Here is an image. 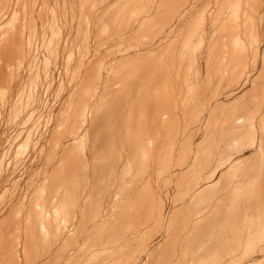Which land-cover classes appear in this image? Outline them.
Listing matches in <instances>:
<instances>
[{"label":"rangeland","instance_id":"obj_1","mask_svg":"<svg viewBox=\"0 0 264 264\" xmlns=\"http://www.w3.org/2000/svg\"><path fill=\"white\" fill-rule=\"evenodd\" d=\"M86 1L87 0H79V1L78 0H0V264H47V262L49 264H78L77 263L78 261L77 252L80 246H81L80 250L83 249L82 251H84V255L87 253L89 254L88 249L96 247L95 242H97L98 238H99V241L97 242V247H99V250H98L99 254H97L98 253L97 251L96 253L97 256L102 255L100 254L102 250H103L102 253L105 254L107 252L105 248L106 249L110 248V250L112 249L111 251L114 250L113 252L119 249L117 252L121 253V257H122L121 260H123L125 264H139L137 263L139 261L137 260L138 254L139 255L141 254L139 250H141L142 246L147 243H149L150 248L146 252L143 251L144 252L143 262H145V264H149V263L155 264V262L156 264L174 263L173 260L175 259L171 257H173L172 255H173L174 247L176 246L175 241L177 240H178L177 242L179 245L177 244L175 248L179 246L181 250H183V252L180 250L181 253L179 252V256H180L179 258H181L182 260L184 259L185 261V258H186L185 251L186 250L189 251V254L187 255V258L189 257V261H187L188 260L187 258H186L187 263L183 261V263H186V264H189L188 262L190 263L193 262L192 264H208L210 262L209 264H212L215 259L218 260L221 257L222 258L229 257L230 259L228 260L234 261L235 258L241 257L244 253H248L252 251H255L254 257H257V261L253 264H264V240H263L264 236L261 235L262 234L261 230H263V234H264V226H263L264 210H262V208H257L258 205L256 203H254L253 208L250 210L248 208H244L243 204H242V207H243L242 208L241 202H239V200L242 199V197L239 196L240 193L238 190H236V188L239 189V184L243 185L242 188H244L248 183L249 185H251L255 178H259L258 185H260L259 187L261 189H264V53H263V50H264V34H263L264 33V0H243V1L241 0L240 3H241L242 8L237 13H235L236 12L235 8L239 0H199V1L198 0H183V1L182 0H175V1L174 0H150V8L151 7L155 8L158 5H160L162 9V7L164 6V3L166 4L167 8L169 7V10L166 9V11L164 12L161 10L158 11L156 9L155 11V9H152L154 10V12L152 13V10H151L150 14L147 16L148 18L150 17V19L146 17L149 11L147 10L143 12L142 17H145V20L143 19L144 23L146 21L150 22V20H152L153 18H157L160 21L161 20L163 21V19H166V22H167L166 23L167 28L165 26L166 31H164L163 29L162 30L160 29L159 32L151 36L139 35L138 33H135L136 35L133 36L134 33L133 32L131 33V31L134 30L133 25L137 27V28L134 27L135 32H137V30L140 28V25L135 23L134 21L135 18L131 19L132 24H130L131 22L127 24L126 21L122 19L121 28H120V31L118 32L119 34L114 32V28L116 27L115 25L120 20L119 13L117 15L116 11L115 12L113 11L110 13V15H107L106 18H105V14L107 12L109 13V10H111L110 6L114 7V5H117V3L119 2L118 0H110V1L105 0V2L104 0H100V2L98 0H95L96 4L98 3H101V4L96 5L94 1L93 6H96L94 8L98 9L99 5H103V4L104 5L102 7L100 6L101 7L100 9H102L101 13L98 9L96 13H93L91 15L90 14L88 15V13H91V10H89V8L87 9ZM101 1L103 2V4ZM107 1L109 2V4ZM123 1L124 0H122L121 2L122 3L121 7L122 6L125 7L124 6L125 1L124 2ZM154 1L155 2L160 1V2L154 3ZM169 1L171 3H169ZM201 2L202 4H200ZM260 2H262L261 5L263 4L261 7H259ZM173 4H175V7L177 8V12L171 11L172 10L171 7L174 6ZM73 9L75 10V12ZM258 9L260 11H258ZM194 12L195 13L197 12V13L195 14ZM255 12L258 13V15H256ZM193 13H194V16L192 15ZM253 13H254V17H253ZM96 14H98L97 17H96ZM235 15L237 16V18ZM90 16L91 17L95 16V17L90 19L91 18ZM185 16H187V18ZM250 16L253 17V19H251ZM261 16H262V20H261ZM115 17H117L118 19ZM191 17L193 18L191 19ZM183 18H185L186 20L184 21ZM93 19L95 20L94 25H92L93 22L91 23V20L93 21ZM101 19L103 23H106L107 21L106 27H105V24L104 26H102L103 24L100 22ZM174 19H176V21H174ZM111 20L112 21L114 20L113 22L114 24L112 23V26H111V22H112ZM116 20L117 22H115ZM181 20L185 22V23L183 22L185 25L181 24ZM187 21L188 22L190 21V22L188 23ZM109 22H110V25H109ZM171 22H174L176 26H174V24H172ZM60 23H62V25ZM168 23L170 25L172 24L171 27ZM254 23L256 27L254 26ZM178 25L180 26L178 27ZM253 26H254V29H253ZM29 27H30V30H29ZM81 28L84 31H81L80 30ZM103 28L104 29L108 28V34H106V37H104V39H101L100 41H98L97 35L103 30ZM111 28H112V31H111ZM169 28L170 30L167 32ZM235 28H236V31H235ZM127 29H128V32L130 31V33H127ZM193 29L194 30L196 29L195 32ZM97 30L99 32H97ZM78 31H79V35H78ZM121 33L122 35H120ZM126 34H128L127 35L128 38H126ZM165 34L167 36H164ZM158 35L161 38H159ZM250 35L251 37L249 38ZM244 36L247 37L248 44L245 47H242V45L239 43V40H241ZM82 38L85 39L84 43H83ZM157 38L160 40L158 41ZM177 38L181 39L182 41ZM185 38L187 39L190 38V39L187 41V39ZM86 39H88V42L86 41ZM252 39H253V42H252ZM94 40L95 42H93ZM119 40L120 41L124 40V42L122 43ZM251 42L254 43V45ZM176 43H178V45ZM237 44L240 46H237ZM139 45L141 46L139 47ZM201 46L203 47L201 48ZM247 46L248 48H246ZM253 46L258 47V50H260L259 55L258 53H256V50ZM135 47L137 49H135ZM99 48H101V51ZM249 48H250V51H249ZM138 49L142 51H138ZM251 49H254V52ZM133 51L134 52L136 51L135 52L136 55L132 54L134 53ZM172 51L174 52L170 53ZM191 51L192 53L194 52L192 55H190ZM139 53H142V54L139 55ZM196 53H197V57H196ZM165 54H167V56H165ZM95 55H97V57L99 56L98 58L97 57L95 58V60L97 59L96 61L93 58ZM182 55H183V59H181ZM104 56H107V60H109L108 66L110 68L108 69V71L110 70L109 72L110 73L112 72L111 73L112 78L113 76L114 77L117 76L114 72V68L115 70L117 69L123 70V68H127L129 70L130 68L131 69L133 68L132 66H135V67L144 66V71H143L142 79L140 83L137 84L136 86L137 88L136 87H134V89L132 87L129 88L131 92L129 91V89L127 92H118L119 89L118 87H116V85L119 84L117 83L118 76L112 79L110 92H104L112 100V105L110 106V109L107 108V112L106 110L104 111L102 110V111L104 113H108V114L110 113L109 116H111V119L109 122V125H110L109 130H111V132L114 133L116 137L112 136L113 137L112 140L114 141H111L112 147L109 146L110 150L107 149V152H105L106 150L104 152L102 150L103 153H101L100 150H99L100 153L96 152L98 153L99 156L102 157V160H100L101 158L100 159L97 158V154L95 155V157H93L94 155H92L91 151L89 150L91 146H89L90 148L88 146L86 147L85 149L86 152L85 151L83 152L84 157L82 156V159H81V161L82 160L86 161L87 162L86 164H88V166H91L92 161L95 162L96 161L95 159H97V161L94 163V169H96L94 172L95 173L97 172L95 174L96 176L94 175V172L91 173V171L93 170H91L88 174H86V176L88 175L87 176L88 178H89V175L91 174L90 179L92 178L91 180L93 182L94 180L96 181L97 178L99 177H100V180H108L111 177V180L110 179L109 180L111 181L112 184L115 183L114 189L112 191L114 190L118 191V189L121 187L122 189H119V190H123L125 188L128 189V190L125 189L126 193L122 196L121 201H119L121 203L118 202L119 206L123 204L122 207L121 206L120 207L111 206L113 210L116 208L115 211L119 209V212L122 213V215L120 218L118 217L119 219L118 218H115L116 220L114 219L117 222V224L113 219H109L107 224H105L106 221L103 220L101 223H99L100 225H98V229L97 228H96L97 230L94 229L93 233H91L92 235H88L89 237L85 235V236H81L80 238L78 237V197H77L78 195L76 196L75 194L76 202L74 205L72 204V201L69 202L70 195L68 192L69 186L67 185V181H69L68 178H70V172L73 171L72 165H74V160H73L75 159L74 154L78 158V154H76L78 151L77 150L78 142L82 141L81 138L85 134L84 130L88 131L91 129L90 127L91 119L88 120V118L93 116L94 114L93 110L95 106H93L94 104L93 102V104H91V106L88 107L87 111L89 110L90 112H86V114L88 113V115L84 116L85 119L84 118L83 119L85 121H83V123L81 122L80 124L81 126L79 125L78 127V113H77L78 112L77 110L78 108V104H77L78 102V83L77 81L78 80L75 81V79L78 77L77 76L78 71L77 73L75 71L79 68V65L81 64V62L84 61V57H87L85 59L86 63L90 64L93 61V63L97 64V63H100L103 58L106 59V57ZM118 57L121 59H119ZM129 57L130 59H128ZM91 59L92 61H90ZM144 60H145V63H144ZM192 60H196V61H192ZM128 61L130 62L132 61V62L130 63ZM182 62H183V65H182ZM110 63L112 64V68H111ZM117 64H119V67H116L118 66ZM127 65H129V67ZM190 67H192V69ZM106 72H107V69H106ZM74 74L77 76L76 78L72 77V76H75ZM148 74L151 77L148 76ZM143 75L144 76L147 75V77L145 76L144 78ZM194 75L196 76V78ZM154 78L156 79L154 80ZM144 79H145V83H144ZM143 83L145 84L144 86H143ZM147 84H149L150 86H147ZM120 85L121 83L118 86ZM166 85H168V87ZM138 86L139 87L142 86L140 90ZM144 87H145L146 92L144 90ZM165 88H167L168 90ZM183 88L185 90H183ZM154 89L155 90L157 89V90L154 91ZM150 90L152 91L150 92ZM99 93H102V92H99ZM99 93L96 92V94L95 93L94 94L100 96L101 94L99 95ZM109 93L111 97L109 96ZM95 97L97 99V96ZM112 97L113 99L114 98L115 99L113 100ZM116 100L117 102L118 101L119 102L117 103ZM63 101H64V104H63ZM139 101H140V104L138 103ZM70 103H71V106H70ZM133 104L136 106H134ZM95 112H101V111L96 110ZM139 112H141V114ZM127 113L129 114V117ZM62 114L64 115V117ZM89 114H90V117H89ZM73 117L74 119H76L75 120L76 122L75 121L71 122L72 120H74ZM132 117H133V121H132ZM104 120H107V118L105 119L104 117L103 121ZM92 121L94 123L96 122L95 119H93ZM117 123L119 127H117L118 126ZM126 125L127 127L129 125L130 129L128 127V130H126L127 129ZM65 129H66V133L64 132ZM79 130H80L81 135H80V140L78 141V131ZM129 131H134V132L132 133ZM117 133L119 135H117ZM135 133L136 134L138 133L137 137H139L138 138L139 140L138 139L135 140V138H137L134 135ZM130 134L131 135L133 134L132 139H130L131 138ZM139 135L143 139H140ZM147 136L149 137V139ZM123 139H125V141ZM131 140L132 142H134V140L135 142L137 140L141 142L142 140V143L141 144L140 143L138 144V142L131 143ZM123 141L125 143L130 142L129 143L130 145L134 144L136 146L135 147L133 145L132 147L130 146L131 149L128 147L124 148L125 143L123 144L121 143ZM114 142H117V145H119V147H117L116 143ZM174 142L176 144H174ZM96 143L98 144L99 142H93V144H96ZM89 144L92 145V142ZM176 147L177 149L175 150ZM119 148H121V150ZM160 148L162 149V151ZM126 149L132 150V152L129 150L126 151ZM114 150H117L116 153ZM124 150L126 151L127 154L124 152ZM242 150L244 151L243 154H241ZM73 152L75 153L71 155L70 153H73ZM111 152L112 154H115V155L117 154V155L113 156ZM140 152L142 154L141 157H139ZM62 153L64 154V156ZM130 153L132 154L129 155ZM66 154L67 156H65ZM111 155L113 157H111ZM128 155L130 158H128ZM118 156H120L121 161L119 160ZM105 157L107 158L105 159ZM143 157L145 159V162H144ZM228 157L229 159H232V163L234 165H232V163L230 164L231 160L229 161ZM77 158L75 160L76 162L78 161ZM123 158L124 160H122ZM125 158H126V161H125ZM131 158H134L133 159L134 163L132 160H130ZM108 160L112 162L111 165L110 166L104 165L103 163L104 162L106 163ZM239 160L240 162L236 164L235 162L236 161L238 162ZM65 162H66V165H65ZM97 163L98 165L99 163L103 164L102 170H100L101 165L98 166ZM131 163L132 165L134 164L133 165L134 167H137V166L138 167L134 168L133 166H131ZM60 164L62 167L60 166ZM75 165H74V169L76 171H74V173L71 172L72 173L71 177L72 178L77 177L78 179V175H77L78 174V162ZM128 165H130L132 169ZM142 165L143 167H141ZM235 165L236 167H234ZM58 166L62 168L63 171H61V169ZM71 166L72 168H70ZM112 166L113 168L116 167L118 170L124 168L125 173H128V174L123 175L124 173L122 174V170L118 171L116 170V168L112 169ZM127 166L130 168L131 172L132 170L134 171L132 173H130V171L126 172V169L129 170ZM108 169L110 172L113 171L112 172L113 174L112 173L110 174ZM104 170H105V174H109V175H105ZM224 170H225V173H224ZM101 171H103V173ZM114 171L116 174L120 172L118 174V177L120 178L119 181L121 183L120 187L116 183L118 182L119 184V181H117L118 178L116 177ZM226 171L228 175L226 174ZM252 172H255L256 175H254V173L252 174ZM100 173H102V177L100 176ZM131 174L133 175V177ZM134 174L136 176H134ZM81 175L85 176V174H82V173ZM206 175L211 177V178L207 177L208 178L207 180H209L210 182H208V184L207 183L205 184V189L202 190L203 192L196 193V194L194 193L192 197L193 192H189L188 188L192 189V187H195L198 184L205 182ZM192 176L194 177L193 181H192ZM202 176L203 178L205 177V179H203ZM228 176H230L231 179ZM58 177L60 179H57ZM200 177L202 181H199ZM167 178L169 179L168 181H167ZM112 179H115V180L112 181ZM227 179L230 182H228ZM238 179H239V183H238ZM198 181L200 183H198ZM47 182L49 186L52 183L51 184L52 187L50 186L49 188V186L47 185ZM181 182L183 185L181 184ZM231 182H232V185H231ZM122 183L124 184L122 185ZM193 183L195 184V186H193ZM179 185L181 188V192H180ZM187 185H189V187H187ZM77 186H78V183H77ZM211 186L213 189H211ZM207 187L211 189V191L207 189ZM225 187H229V191L227 188H226L227 190L226 191ZM97 188L99 192L101 189V186L97 185ZM57 189L59 192H57ZM77 192L78 191H76V193ZM47 193L50 195H48ZM51 193H52V197H51ZM113 193H114V196L116 197H119L122 195V193L120 192L119 193L117 192V194H115L116 192H113ZM254 193L255 191L253 192V194ZM64 194L66 195L64 196ZM67 194L69 195V198L67 197L68 196ZM199 194L201 195L198 197ZM49 196L51 197L50 199H49ZM203 196L205 197L203 198ZM228 196L232 198V200L230 199L229 204H228L229 202ZM238 196L240 197V199L236 200V198L238 199ZM191 198H194V199H191ZM202 198H203V201H202ZM123 199H124V203H123ZM138 201L139 203H137ZM181 201H182V205H181ZM45 202L46 204H44ZM68 202L70 203L69 207L67 206ZM235 202H237L238 205L240 203L239 205V207H241L240 211L238 210L237 203ZM149 203H150V206H149ZM55 204L57 205L55 206ZM125 204L128 206V211L126 210V212L124 213V215L125 214L127 215V212H128L127 219H126V216L123 215L124 210L122 209L120 211V208H124V207L127 208ZM147 204L149 206V209L147 207ZM205 204H207V206ZM223 204L226 206H224ZM58 205L59 207H57ZM75 205L77 206L75 207ZM198 205H201V206H198ZM64 206L66 210H64L65 209L63 208ZM66 206L68 207V209ZM111 207L107 208L109 212H110ZM131 207L133 210L129 209ZM200 207H202L201 211H200ZM75 208L77 209V211ZM112 208H111V211H112ZM226 208H228L229 210ZM73 209L75 210L73 211ZM176 209L178 211H176ZM211 209L213 213L212 211H210ZM260 209L262 211L260 213L261 216L259 214ZM158 210L160 211L163 210V212L165 213V216L164 214H161V213L159 214ZM186 210L188 211L186 212ZM197 210H199L200 212ZM247 210H249V212ZM255 210H257L258 212H256ZM65 211H66V214H65ZM67 211H71V213ZM196 211L198 214H196ZM239 212H241V216L243 217H238V215H240ZM68 213L70 215L72 214L70 216V219H68L69 218ZM230 213H231V216H230ZM247 213H249V215H247ZM134 214L136 215L135 217H134ZM138 214H140V216ZM235 214H237V217H238L236 218V221L239 219L238 221H241L240 222L241 224L234 220V218L236 217ZM66 215L68 217L67 219L65 217ZM130 216L131 217L133 216L135 219L138 216L137 218L140 224L138 223L137 220L131 219ZM161 216H164L163 217L164 221L161 218ZM180 216H182V218ZM249 216L251 217L250 219H249ZM227 217H232V218L228 219ZM194 218H198V219H195L197 221H195ZM244 218H247V220ZM21 219H22V222H21ZM128 219L131 221V223L136 222L135 224L137 225V229H135L136 225L134 223L131 225L129 221H126L127 222L126 224L125 220H128ZM185 219L188 221L186 222ZM248 219H249V222H248ZM58 220H59V223H58ZM234 221L235 223H233ZM242 222H243V228L245 227L244 230L242 228ZM247 222L248 224L250 223L249 228L247 226L248 225ZM232 223L234 224V227ZM64 224L67 226H65ZM111 224L116 227L118 226L117 229L119 230H122L121 227L123 228L124 225L126 226V229L125 228L123 229V233L122 232L119 233V237L121 234V237L123 238L122 239L119 238L118 243L117 241L116 243L111 241L112 237L118 236V233L116 232H119V230L115 231L116 230L115 227L114 226L112 227ZM103 225L105 226V228H107V230L106 229L104 230L107 231L106 233L107 234L109 233L110 236L105 234V231L100 228V227H103ZM131 226H133L134 228ZM182 226H183V229H182ZM246 226H247V229L248 230L250 229L251 231L249 230L248 232V230L246 229ZM109 227L110 229H108ZM190 227L191 228L193 227L195 231H193V228L191 229ZM99 228H100L101 233H99ZM111 228L115 230H111ZM185 228H186V232H184ZM181 229L184 231H182ZM234 229H237V230L235 231ZM238 229L240 230L238 231ZM61 230L63 232L60 234L59 232H61ZM109 230H111V232H109ZM226 230L228 231L226 232ZM230 230H231L230 232L231 235H229L228 233ZM252 230L254 231L252 232ZM124 231H127V232H124ZM175 231L177 232L178 239H175L177 237L174 238V236H176ZM181 231L184 233V234L182 233L183 235H185L188 232V234H186V237L184 236L186 239L182 235L181 237H179L180 235L179 233H181ZM114 232L116 233V236ZM247 232L249 233V235ZM110 233H113V235H111ZM98 234L103 235V236L100 237ZM256 234H258L256 236L257 243H256V238H255ZM93 235L96 237H94ZM105 235L107 236V238ZM124 235L128 237L126 238V236ZM131 235L133 237L135 236L134 239L133 237L131 239ZM233 235H235V237ZM246 235L250 237L251 239H248ZM188 236H189V240L187 243L186 240L188 239L187 238ZM242 237L246 241V245ZM260 237L263 240V242L261 239H259ZM129 238H130V241H128ZM42 239L44 242H42ZM74 239L76 240L75 241L76 243H74ZM109 239H110V242H107V247L105 245V247L103 248L102 246H104L103 245L104 242L109 241ZM184 239L186 243L184 242ZM77 240L80 246L77 243ZM81 240L84 241L83 245H81L80 243L82 242ZM142 240L144 241L143 244H142ZM85 241L87 242L85 243ZM70 242L73 244L71 245ZM126 242H127V246L124 245L126 244ZM94 243L95 245H93ZM241 243H243L244 246ZM65 244H66V247H64ZM110 244H112V246ZM118 244H119V247L118 248L117 246L115 247V245H118ZM128 244H130V246H128ZM136 244H138L137 247H136ZM249 244H251V246ZM84 246L85 247L87 246V247L85 248ZM246 246L248 248H246V250H243V248L245 249ZM63 247L64 249L66 248V250H64ZM71 247H72V250H71ZM121 247H123V249H121ZM138 247H140V249ZM183 247L185 250L183 249ZM251 247L253 248V250L251 249ZM254 248L256 250H254ZM230 249H231V253H230ZM221 252H223V254H226V255L221 254ZM72 253H74L73 254L74 256L72 255ZM216 253H217L218 258L217 257L215 258ZM123 254L128 255V256H123ZM191 254L194 257L193 256L191 257ZM208 254L211 256L208 257L209 256ZM48 257L50 261H48ZM190 257H191V260L193 261L190 260ZM132 258H133V261L136 263L132 262ZM72 260L73 261L75 260V261L73 262ZM113 262L117 263V261H113ZM175 264H176V261H175Z\"/></svg>","mask_w":264,"mask_h":264},{"label":"bare ground","instance_id":"obj_2","mask_svg":"<svg viewBox=\"0 0 264 264\" xmlns=\"http://www.w3.org/2000/svg\"><path fill=\"white\" fill-rule=\"evenodd\" d=\"M79 1V0H78ZM94 1L95 0H87L86 1V3H87V9L89 8V10H91V13H88V15L90 14H93V13H96V11L99 9V11H100V13H101V11H102V9H100L104 4H103V2H102V4L103 5H99V8L97 9V8H94V7H96V6H93L94 5ZM99 2H100V0H98ZM110 1V0H109ZM119 2L117 3V5H114V7H112V6H110L111 7V10H109V13L107 14H105V18H106V16L107 15H110V13L111 12H115L116 11V14L118 15V13H119V16H120V20L117 22V20L115 21V22H117L116 23V27L114 28V32L115 33H117V34H119L118 32L120 31V28H121V24H122V19H124V21H126V23L127 24H129L130 22H131V19L132 18H135L134 19V21H135V23L136 24H139L140 25V28L137 30V32H135V28L134 27H136V26H134L133 25V29L134 30H132L131 31V33L133 32L134 34H133V36L134 35H136L135 33H138L139 35H148V36H151V35H155L157 32H159V30L161 29H163L164 31H166L165 30V26H166V28H167V25H166V19H163V21L161 20H159V19H157V18H153L152 20H150V22H143L144 20H145V17H142V14H143V12H145V11H149V13L146 15V17L150 14V12H151V10L152 9H155V11H156V9L159 11V10H161V11H166V9H168L169 10V7L167 8V6H166V4L164 3V6L162 7V9H161V6L160 5H158L157 7H155V8H150V0H124L125 1V7H121V2H122V0H118ZM123 1V2H124ZM175 1V0H174ZM183 1V0H182ZM199 1V0H198ZM243 1V0H242ZM59 2V1H58ZM57 2V3H58ZM74 2V1H73ZM104 2H105V0H104ZM108 2V1H107ZM107 2H106V4H107ZM160 2V1H159ZM158 1L157 2H155L154 1V3H159ZM163 2V1H162ZM192 2V1H191ZM241 0H239L237 3V6H236V12L235 13H237V12H239L240 10H241V8H242V6H241ZM36 3V2H35ZM85 3V4H86ZM98 3V2H97ZM113 3V2H112ZM152 3H153V1H152ZM169 3H171L170 1H169ZM186 3V2H185ZM233 3V2H232ZM261 3L262 2H260V5H259V7H261L262 5H261ZM44 4V3H43ZM59 4V3H58ZM95 4H96V1H95ZM98 4H101V3H98ZM98 4H96V5H98ZM108 4H109V2H108ZM116 4V3H115ZM124 4V3H123ZM194 4V3H193ZM198 4V3H197ZM196 4V5H197ZM200 4H202V2L200 3ZM24 5V4H23ZM39 5H40V3H39ZM63 5V4H62ZM113 5V4H112ZM154 5V4H153ZM174 6L173 7H171V11H176L177 12V8L175 7V4H173ZM205 5V4H204ZM209 5V4H208ZM231 5V4H230ZM49 6V5H48ZM83 6V5H82ZM101 6V7H100ZM106 6V5H105ZM155 6V5H154ZM198 6V5H197ZM31 7H32V5H31ZM47 7V6H46ZM29 8H30V6H29ZM34 8V7H33ZM85 8V7H84ZM113 8V9H112ZM263 8V7H262ZM28 9V8H27ZM70 9V8H69ZM255 9V8H254ZM74 10V9H73ZM188 10V9H187ZM192 10H194V9H192ZM26 11V10H25ZM52 11V10H51ZM72 11V10H71ZM83 11H85V10H83ZM104 11V10H103ZM108 11V10H107ZM191 11V10H190ZM196 11V10H195ZM203 11V10H202ZM258 11H260L259 9H258ZM263 11V10H262ZM33 12V11H32ZM74 12H75V10H74ZM88 12V11H87ZM154 12V10H152V13ZM181 12H182V10H181ZM188 12V11H187ZM192 12V11H191ZM204 12H205V10H204ZM253 12V11H252ZM23 13H24V11H23ZM151 13V14H152ZM157 13V12H156ZM155 13V14H156ZM195 13V12H194ZM194 13L192 14L193 16H194ZM197 13V12H196ZM195 13V14H196ZM256 13V12H255ZM62 14V13H61ZM75 14V13H74ZM84 14H85V12H84ZM145 14V13H144ZM164 14V13H163ZM182 14V13H181ZM180 14V15H181ZM35 15V14H34ZM97 15L98 14H96V17H97ZM170 15H171V13H170ZM179 15V14H178ZM209 15V14H208ZM241 15V14H240ZM244 15V14H243ZM256 15H258V13H256ZM116 16V15H115ZM154 16V15H153ZM175 16V15H174ZM196 16V15H195ZM236 16V15H235ZM18 17V16H17ZM40 17V16H39ZM78 17V16H77ZM85 17V16H84ZM91 17V16H90ZM95 17V16H94ZM94 17H91L90 19H92V18H94ZM100 17H101V15H100ZM118 17V16H117ZM117 17H115V18H117ZM156 17V16H155ZM176 17V16H175ZM186 18H187V16H185ZM251 17V16H250ZM253 17H254V13H253ZM253 17H251V19H253ZM259 17V16H258ZM81 18V17H80ZM108 18V17H107ZM114 18V19H115ZM148 18V17H147ZM162 18V17H161ZM193 17H191V19H192ZM236 18H237V16H236ZM66 19V18H65ZM82 19V18H81ZM104 19V18H103ZM109 19V18H108ZM118 19V18H117ZM144 19V20H143ZM148 19H150V17L148 18ZM173 19V18H172ZM184 19V21L186 20L185 18H183ZM251 19H250V21H251ZM83 20V19H82ZM187 20H189V19H187ZM212 20V19H211ZM240 20H241V18H240ZM261 20H262V16H261ZM260 20V21H261ZM94 19H93V21L91 20V23L93 22V24L92 25H94ZM98 21H99V19H98ZM112 21V20H111ZM174 21H176V19H174ZM177 21H178V19H177ZM184 21H182L181 20V24H184L185 22ZM202 21H203V19H202ZM259 21V22H260ZM63 22V21H62ZM71 22V21H70ZM90 22V21H89ZM88 22V23H89ZM103 25L102 26H104V24H105V27H106V23H107V21H106V23H103L102 22V19H101V21H100ZM114 22V20L111 22V26H112V23ZM184 22V23H183ZM188 22V21H187ZM190 22V21H189ZM188 22V23H189ZM225 22V21H224ZM249 22V21H248ZM257 22V21H256ZM262 22V21H261ZM28 23H29V21H28ZM86 23V22H85ZM97 23H99V22H97ZM143 23V24H142ZM172 24H174V26H176L175 25V23L174 22H171ZM235 23V22H234ZM35 24V23H34ZM61 25H62V23H60ZM114 24V23H113ZM130 24H132V22L130 23ZM133 24H134V22H133ZM169 24V23H168ZM171 24V25H172ZM260 24V23H259ZM28 25V24H27ZM74 25V24H73ZM81 25V24H80ZM101 25V24H100ZM100 25H98V26H100ZM109 25H110V22H109ZM108 25V26H109ZM170 25V24H169ZM171 25H170V27H171ZM185 25V24H184ZM197 25V24H196ZM204 25V24H203ZM248 25V24H247ZM261 25V24H260ZM259 25V26H260ZM59 26V25H58ZM70 26H71V24H70ZM86 26V25H85ZM101 26V27H102ZM110 26V27H111ZM124 26H125V24H124ZM123 26V27H124ZM180 25H178V27H179ZM194 26V25H193ZM201 26V25H200ZM215 26V25H214ZM254 26H255V23H254ZM254 26H253V29H254ZM31 27V26H30ZM30 27H29V30H30ZM43 27V26H42ZM54 27V26H53ZM67 27V26H66ZM78 27H79V25H78ZM84 27V26H83ZM94 27V26H93ZM109 27V28H110ZM177 27V28H178ZM249 27H251V26H249ZM256 27V26H255ZM52 28V27H51ZM137 28V27H136ZM203 28V27H202ZM201 28V29H202ZM179 29V28H178ZM186 29V28H185ZM253 29H252V31H253ZM73 30V29H72ZM81 31H84L82 28L80 29ZM101 30V29H100ZM110 30V29H109ZM125 30V29H124ZM131 30V29H130ZM170 30V28L167 30V32ZM180 30H181V28H180ZM194 30V29H193ZM196 30V29H195ZM195 30H194V32H195ZM207 30V29H206ZM111 31H112V28H111ZM178 31V30H177ZM228 31V30H227ZM235 31H236V28H235ZM247 31H249V30H247ZM16 32H17V30H16ZM29 32V31H28ZM33 32V31H32ZM61 32V31H60ZM91 32V31H90ZM97 32H99L98 30H97ZM167 32H165V33H167ZM179 32V31H178ZM200 32V31H199ZM239 32V31H238ZM251 32V31H250ZM43 33H44V31H43ZM46 33V32H45ZM95 33V32H94ZM114 33V34H115ZM127 33H130V31L128 32V29H127ZM171 33V32H170ZM177 33V32H176ZM192 33V32H191ZM247 33V32H246ZM62 34V33H61ZM92 34V33H91ZM96 34V33H95ZM106 34H108V28H106V29H104L103 28V30L100 32V33H98V35H97V40L98 41H100L101 39H104V37H106ZM169 34V33H168ZM178 34V33H177ZM176 34V35H177ZM258 34V33H257ZM264 34V33H263ZM28 35V34H27ZM31 35V34H30ZM77 35V34H76ZM78 35H79V31H78ZM112 35V34H111ZM120 35H122V33L120 34ZM124 35V34H123ZM128 34H126V38H128V36H127ZM130 35V34H129ZM161 35V34H160ZM253 35V34H252ZM36 36H37V34H36ZM83 36V35H82ZM91 36V35H90ZM108 36V35H107ZM131 36H132V34H131ZM163 36V35H162ZM164 36H167L166 34L164 35ZM163 36V37H164ZM174 36H175V34H174ZM181 36V35H180ZM179 36V37H180ZM194 36V35H193ZM196 36H198V35H196ZM229 36V35H228ZM60 37V36H59ZM94 37H95V35H94ZM158 37H159V35H158ZM178 37V36H177ZM192 37V36H191ZM203 37V36H202ZM201 37V38H202ZM251 37V35L249 36V38ZM254 37H255V35H254ZM259 37V36H258ZM261 37V36H260ZM76 38V37H75ZM80 38V37H79ZM78 38V39H79ZM84 38V37H83ZM82 38V39H83ZM92 38V37H91ZM132 38V37H131ZM139 38V37H138ZM137 38V39H138ZM159 38H161V37H159ZM172 38V37H171ZM182 38V37H181ZM237 38V37H236ZM242 38V37H241ZM21 39V38H20ZM72 39V38H71ZM81 39V38H80ZM134 39V38H133ZM150 39V38H149ZM168 39V38H167ZM177 39H179V38H177ZM184 39V38H183ZM185 39H187V38H185ZM190 39V38H189ZM189 39H187V41L189 40ZM195 39V38H194ZM193 39V40H194ZM203 39H205V38H203ZM84 40L85 39H83V43H84ZM93 40V39H92ZM107 40V39H106ZM115 40V39H114ZM136 40V39H135ZM135 40H134V42H135ZM157 40L159 41L160 39H158L157 38ZM170 40V39H169ZM179 40H181V39H179ZM202 40V39H201ZM218 40V39H217ZM221 40H222V38H221ZM234 40V39H233ZM237 40V39H236ZM53 41V40H52ZM86 41L88 42V39H86ZM90 41V40H89ZM118 41V40H117ZM120 41V40H119ZM157 41V42H158ZM182 41V40H181ZM251 41V40H250ZM249 41V42H250ZM8 42V41H7ZM74 42V41H73ZM79 42H80V40H79ZM93 42H95V40L93 41ZM112 42V41H111ZM120 42H124V40L123 41H120ZM163 42V41H162ZM202 42V41H201ZM252 42H253V39H252ZM251 42V43H252ZM259 42V41H258ZM25 43V42H24ZM28 43V42H27ZM110 43V42H109ZM156 43V42H155ZM164 43V42H163ZM169 43V42H168ZM178 43H179V41H178ZM178 43H176L177 45H178ZM181 43V42H180ZM226 43V42H225ZM229 43H230V41H229ZM239 43L242 45V47H245L247 44H248V40H247V37L246 36H244L241 40H239ZM256 43V42H255ZM48 44V43H47ZM65 44V43H64ZM75 44H76V42H75ZM99 44V43H98ZM125 44H126V42H125ZM141 44V43H140ZM150 44V43H149ZM173 44V43H172ZM194 44V43H193ZM192 44V45H193ZM210 44V43H209ZM208 44V45H209ZM236 44V43H235ZM253 45H254V43H252ZM259 44V43H258ZM78 45H79V43H78ZM109 45V44H108ZM155 45V44H154ZM159 45V44H158ZM212 45V44H211ZM223 45V44H222ZM250 45V44H249ZM22 46V45H21ZM31 46H32V44H31ZM34 46V45H33ZM100 46H101V44H100ZM126 46V45H125ZM141 45H139V47H140ZM153 46V45H152ZM169 46V45H168ZM184 46H185V44H184ZM237 46H240V45H238L237 44ZM7 47V46H6ZM83 47V46H82ZM149 47H151V46H149ZM159 47V46H158ZM163 47V46H162ZM203 46H201V48H202ZM223 47V46H222ZM251 47V46H250ZM254 48H255V50H256V53H258V55H259V51L260 50H258V47H255V46H253ZM260 47V46H259ZM25 48V47H24ZM110 48V47H109ZM155 48V47H154ZM167 48V47H166ZM199 48V47H198ZM239 48V47H238ZM246 48H248V46L246 47ZM252 48V47H251ZM261 48V47H260ZM80 49H81V47H80ZM85 49V48H84ZM87 49H88V47H87ZM100 49V51H101V48H99ZM98 49V50H99ZM108 49V48H107ZM135 49H137L136 47H135ZM139 49H141V48H139ZM138 49V51H142V50H139ZM143 49V48H142ZM145 49H146V47H145ZM147 49H149V48H147ZM180 49V48H179ZM187 49V48H186ZM216 49V48H215ZM23 50V49H22ZM57 50H59V49H57ZM125 50V49H124ZM133 50V49H132ZM170 50V49H169ZM201 50V49H200ZM253 52H254V49H251ZM16 51V50H15ZM55 51V50H54ZM69 51H70V49H69ZM138 51H137V53H138ZM181 51V50H180ZM196 51V50H195ZM204 51V50H203ZM245 51H246V49H245ZM249 51H250V48H249ZM75 52V51H74ZM85 52H86V50H85ZM92 52V51H91ZM110 52V51H109ZM130 52V51H129ZM128 52V53H129ZM134 52V51H133ZM136 52V51H135ZM132 53V54H135L136 55V53ZM174 51H172V52H170V53H173ZM186 52H187V50H186ZM200 52V51H199ZM210 52V51H209ZM224 52V51H223ZM29 53V52H28ZM183 53V52H182ZM190 53V52H189ZM194 53V52H193ZM192 53V51H191V53H190V55H192L193 54ZM201 53H202V51H201ZM206 53H207V51H206ZM226 53V52H225ZM263 53H264V50H263ZM12 54V53H11ZM26 54V53H25ZM64 54V53H63ZM91 54V53H90ZM94 54V53H93ZM140 54H142V53H139V55ZM168 54V53H167ZM167 54H165V56H167ZM210 54V53H209ZM239 54V53H238ZM107 55V54H106ZM130 55H131V53H130ZM147 55V54H146ZM170 55V54H169ZM183 55H185V54H183ZM183 55H182V58L181 59H183ZM205 55V54H204ZM249 55V54H248ZM255 55V54H254ZM30 56V55H29ZM52 56V55H51ZM80 56V55H79ZM78 56V57H79ZM84 56V55H83ZM179 56H180V54H179ZM189 56V55H188ZM97 57V55H95L93 58H94V60H95V58ZM99 57V56H98ZM97 57V58H98ZM104 57H106V59H102V61L100 62V63H97V64H95V63H93V61H92V59L90 60V61H92L90 64L89 63H86L85 61V59L87 58V57H84V61H82L81 62V64L79 65V68L75 71L76 73H77V71H78V74H77V76L75 75V76H72V77H77L76 79H75V81L76 80H78L77 81V83H78V102H77V104H78V108H77V110H78V127H79V125L81 124V122L83 123V121H85L84 119V116H86V115H88V113L86 114V112H90L89 110L87 111V109H88V107L89 106H91V104H93V102H94V104H93V106H95V108H94V110L96 111V110H100L101 112H95L94 110H93V116H92V114H91V116L92 117H90V114H89V117L90 118H88V120H90L91 119V121H90V127H91V129L90 130H88V131H86V130H84V132H85V134H84V136L81 138L82 139V141H79L80 140V130L78 131V151H77V153L76 154H78V158L76 157V155L74 154L75 152H73V153H70L71 155H73L74 154V157H75V159H73L74 160V165L75 164H77V162H78V179H77V177L76 178H72L71 177V172H73L74 173V171H76L75 169H74V165H72L73 166V171H71L70 172V178H68L69 179V181H67V185L69 186L68 187V192H69V195H70V198H71V200H70V198H69V195L67 196L68 198H69V202H71L72 201V204L74 205L75 204V202H76V196L78 197V237H80L81 238V236H85V235H87V237H89L88 235H92L91 233H93V231H94V229H98V225H100L99 223H101L103 220L104 221H106L105 222V224H107V222L109 221V219H115V218H120L121 217V215H122V213H120L119 212V209H117L116 211H115V209L113 210V208L112 207H117V206H119V204H118V202L119 201H121V198H122V196L126 193V191H125V189H123V190H119V189H122V187L121 188H119L118 189V191H112L113 189H114V186H115V183L114 184H112L111 183V177L108 179V180H100V177L99 178H97V180L95 181L94 180V182L90 179V175H89V178L86 176V174H88L91 170H93V171H91V173H93L96 169H94V163L97 161V159H95L96 161L95 162H93L92 161V164H91V166H88V164H86L87 162L86 161H84V160H82L81 161V159H82V156L84 157V151L86 152V147L88 146H91V148L89 149L90 151H91V154L92 155H94L93 157H95V155L97 154V158H101L100 160H102V157L101 156H99L98 155V153H100V151H101V153H103L105 150V152H107V149H109L110 150V147L109 146H111L112 147V143H111V141H114V140H112V138L113 137H116V135H114V133H112L111 132V130H109V127H110V125H109V122H110V119H111V116H109V114L108 113H104L103 111L104 110H106V112H107V108L108 109H110V106L112 105V100L108 97V95H106L104 92H110V90H111V82H112V79L113 78H116L117 76V78H118V82L117 83H121V85L120 86H118V85H116V87H118V92H127L128 91V89L130 88V87H132L133 89H134V87H136L137 86V84H139L140 83V81H141V79H142V74H143V71H144V66L143 67H141V66H132L133 68L130 70H128L127 68H123V70H121V69H117V70H115V68H114V72H115V74L117 75V76H113V78H112V72L110 73L109 71H108V69L110 68L109 66H108V62H109V60H107V56H104ZM121 57V56H120ZM126 57V56H125ZM175 57V56H174ZM196 57H197V53H196ZM209 57H210V55H209ZM235 57V56H234ZM56 58V57H55ZM74 58V57H73ZM119 58V57H118ZM89 59V58H88ZM119 59H121V58H119ZM128 59H130V57L128 58ZM144 59V58H143ZM151 59V58H150ZM194 59H195V57H194ZM206 59V58H205ZM209 59V58H208ZM223 59V58H222ZM17 60V59H16ZM21 60V59H20ZM23 60H24V58H23ZM82 60H83V58H82ZM97 60V59H96ZM95 60V61H96ZM123 60V59H122ZM127 60V59H126ZM135 60V59H134ZM137 60V59H136ZM140 60H141V58H140ZM147 60V59H146ZM180 60V59H179ZM63 61V60H62ZM116 61H117V59H116ZM153 61V60H152ZM181 61V60H180ZM192 61H196V60H192ZM88 62H89V60H88ZM112 62V61H111ZM118 62H120V61H118ZM117 62V63H118ZM128 62H130V61H128ZM132 62V61H131ZM130 62V63H131ZM140 62V61H139ZM184 62V61H183ZM183 62H182V65H183ZM126 63V62H125ZM144 63H145V60H144ZM148 63V62H147ZM196 63V62H195ZM209 63V62H208ZM111 64V63H110ZM137 64V63H136ZM162 64V63H161ZM206 64V63H205ZM53 65V64H52ZM76 65V64H75ZM118 66H116V67H119V64H117ZM122 65V64H121ZM152 65H153V63H152ZM188 65V64H187ZM207 65V64H206ZM227 65V64H226ZM56 66V65H55ZM81 66H82V68H81ZM128 67H129V65H127ZM147 66V65H146ZM125 67H126V65H125ZM176 67V66H175ZM194 67V66H193ZM196 67V66H195ZM21 68V67H20ZM47 68V67H46ZM111 68H112V64H111ZM185 68V67H184ZM191 69H192V67H190ZM230 68V67H229ZM43 69V68H42ZM57 69V68H56ZM69 69H70V67H69ZM106 69H107V72H106ZM146 69V68H145ZM182 69V68H181ZM225 69V68H224ZM236 69V68H235ZM46 70V69H45ZM149 70H150V68H149ZM68 71V70H67ZM128 71V72H127ZM37 72V71H36ZM191 72V71H190ZM199 72H200V70H199ZM250 72V71H249ZM62 73V72H61ZM149 73V72H148ZM155 73V72H154ZM179 73V72H178ZM194 73V72H193ZM238 73V72H237ZM67 74V73H66ZM114 74V73H113ZM144 74H145V72H144ZM242 74V73H241ZM58 75V74H57ZM197 75V74H196ZM146 77H147V75H145ZM145 76L143 75V77L145 78ZM148 76H150L149 74H148ZM195 76V75H194ZM205 76V75H204ZM48 77V76H47ZM70 77V76H69ZM151 77V76H150ZM149 77V78H150ZM154 77V76H153ZM182 77V76H181ZM189 77V76H188ZM233 77V76H232ZM71 78V77H70ZM175 78H176V76H175ZM195 78H196V76H195ZM195 78H194V80H195ZM65 79V78H64ZM151 79V78H150ZM156 78H154V80H155ZM162 79V78H161ZM166 79V78H165ZM182 79V78H181ZM184 79V78H183ZM186 79V78H185ZM67 80H68V78H67ZM159 80V79H158ZM197 80V79H196ZM74 81V80H73ZM143 81V80H142ZM146 81H147V79H146ZM149 81V80H148ZM157 81V80H156ZM156 81H154V82H156ZM44 82V81H43ZM152 82V81H151ZM150 82V83H151ZM153 82V83H154ZM161 82V81H160ZM159 82V83H160ZM183 82V81H182ZM194 82V81H193ZM30 83V82H29ZM72 83V82H71ZM144 83H145V79H144ZM143 83V86L145 85ZM159 83H158V85H159ZM185 83V82H184ZM190 83V82H189ZM40 85V84H39ZM115 85V84H114ZM182 85V84H181ZM44 86V85H43ZM147 86H150L149 84H147ZM154 86V85H153ZM167 87H168V85H166ZM202 86V85H201ZM142 87V86H141ZM141 87H139L138 86V88H139V90H140V88ZM160 87V86H159ZM188 87V86H187ZM196 87V86H195ZM197 87H198V85H197ZM203 87V86H202ZM75 88V87H74ZM113 88H114V86H113ZM112 88V89H113ZM137 88V87H136ZM200 88V87H199ZM152 89V88H151ZM165 89H167V88H165ZM195 89V88H194ZM210 89V88H209ZM137 90V89H136ZM142 90H143V88H142ZM144 90H145V87H144ZM148 90V89H147ZM157 90V89H156ZM155 89H154V91H156ZM168 90V89H167ZM183 90H185L184 88H183ZM66 91V90H65ZM74 91V90H73ZM114 91V90H113ZM113 91H111V92H113ZM129 91H130V89H129ZM152 90H150V92H151ZM197 91H198V89H197ZM200 91V90H199ZM71 92V91H70ZM96 92H102V93H99V95L100 96H98V95H95L96 94ZM131 92V91H130ZM141 92V91H140ZM145 92H146V90H145ZM165 92V91H164ZM201 92V91H200ZM95 93V94H94ZM138 93H139V91H138ZM194 93V92H193ZM76 94V93H75ZM119 94V93H118ZM128 94V93H127ZM196 94V93H195ZM129 95V94H128ZM142 95V94H141ZM189 95V94H188ZM59 96V95H58ZM61 96V95H60ZM63 96V95H62ZM95 96H97V99H96V97ZM109 96L111 97V95H110V93H109ZM150 96V95H149ZM191 96V95H190ZM217 96V95H216ZM71 97V96H70ZM69 97V98H70ZM75 97V96H74ZM73 97V98H74ZM94 99H93V98ZM117 97H118V95H117ZM175 97V96H174ZM215 97V96H214ZM24 98V97H23ZM96 99V100H95ZM112 99H113V97H112ZM115 99V98H114ZM113 99V100H114ZM127 100V99H126ZM139 100V99H138ZM144 100H146V99H144ZM77 101V100H76ZM134 101V100H133ZM196 101V100H195ZM116 102H117V100H116ZM119 102V101H118ZM117 102V103H118ZM187 102V101H186ZM206 102V101H205ZM68 103H69V101H68ZM129 103V102H128ZM132 103V102H131ZM134 103V102H133ZM139 104H140V101L138 102ZM63 104H64V101H63ZM135 104V103H134ZM133 104V105H134ZM148 104V103H147ZM156 104V103H155ZM158 104V103H157ZM61 105V104H60ZM70 106H71V103H70ZM77 106V105H76ZM131 106V105H130ZM134 106H136V105H134ZM144 106V105H143ZM147 106V105H146ZM64 107V106H63ZM69 107V106H68ZM114 107V106H113ZM148 107V106H147ZM72 108V107H71ZM73 108H74V106H73ZM76 108V107H75ZM125 108V107H124ZM157 108V107H156ZM192 108V107H191ZM131 109V108H130ZM133 109V108H132ZM141 109H143V108H141ZM146 109V108H145ZM73 110V109H72ZM103 110V111H102ZM75 111V110H74ZM92 111V110H91ZM64 112V111H63ZM68 112V111H67ZM112 112V111H111ZM140 114H141V112H139ZM108 114V115H107ZM128 114V113H127ZM165 114V113H164ZM163 114V115H164ZM56 115V114H55ZM63 115V114H62ZM67 115V114H66ZM65 115V116H66ZM76 115V114H75ZM115 115V114H114ZM132 115V114H131ZM138 115V114H137ZM156 115V114H155ZM176 115V114H175ZM233 115V114H232ZM71 116H72V114H71ZM136 116V115H135ZM60 117V116H59ZM63 117H64V115H63ZM67 117H69V116H67ZM66 117V118H67ZM75 117V116H74ZM74 117H73V119H74ZM105 117V119L107 118V120H104L103 121V118ZM125 117V116H124ZM128 117H129V114H128ZM139 117V116H138ZM70 118H72V117H70ZM84 118V119H83ZM117 118V117H116ZM172 118V117H171ZM176 118V117H175ZM93 119H95L96 120V122L94 123L92 120ZM125 119V118H124ZM181 119V118H180ZM61 120V119H60ZM70 120H72V119H70ZM76 119H74V120H72L71 122H73V121H75ZM142 120V119H141ZM69 121V120H68ZM125 121V120H124ZM132 121H133V117H132ZM145 121V120H144ZM143 121V122H144ZM176 121H177V119H176ZM229 121V120H228ZM76 122V121H75ZM88 122V121H87ZM120 122H121V120H120ZM62 123V122H61ZM85 123V122H84ZM123 123V122H122ZM139 123V122H138ZM168 123V122H167ZM195 123V122H194ZM54 124H55V122H54ZM129 124H130V122H129ZM153 124H154V122H153ZM58 125V124H57ZM67 125V124H66ZM74 125V124H73ZM113 125H114V123H113ZM117 125H118V123H117ZM133 125V124H132ZM181 125V124H180ZM33 126V125H32ZM60 126H61V124H60ZM81 126V125H80ZM123 126V125H122ZM131 126V125H130ZM53 127V126H52ZM55 127V126H54ZM57 127V126H56ZM77 127V128H78ZM117 127H119V125L117 126ZM125 127V126H124ZM126 127H127V125H126ZM125 127V128H126ZM128 127H129V125H128ZM128 127H127V129L126 130H128ZM34 128V127H33ZM63 128V127H62ZM141 128H142V126H141ZM144 128V127H143ZM160 128V127H159ZM191 128V127H190ZM22 129V128H21ZM30 129V128H29ZM60 129V128H59ZM79 129V128H78ZM129 129H130V127H129ZM33 130V129H32ZM68 130V129H67ZM135 130V129H134ZM139 130V129H138ZM157 130V129H156ZM136 131V130H135ZM150 131V130H149ZM159 131V130H158ZM64 132L66 133V129L64 130ZM129 132H134V131H129ZM129 132H128V134H129ZM33 133V132H32ZM51 133V132H50ZM155 133V132H154ZM140 134V133H139ZM160 134H161V132H160ZM165 134V133H164ZM117 135H119L118 133H117ZM123 135H124V133H123ZM133 135V134H132ZM132 135L130 134V136H131V138L130 139H132ZM135 135V137H137L138 136V133L136 134H134ZM141 135V134H140ZM139 135V136H140ZM156 135V134H155ZM158 135V134H157ZM113 136V137H112ZM142 136V135H141ZM140 136V139H143L142 137ZM144 136V135H143ZM118 137V136H117ZM145 137H146V135H145ZM148 137V136H147ZM164 137H165V135H164ZM208 137V136H207ZM32 138V137H31ZM60 138V137H59ZM127 138V137H126ZM139 137H137V138H135V140L136 139H138ZM163 138V137H162ZM178 138V137H177ZM209 138V137H208ZM69 139V138H68ZM73 139V138H72ZM115 139V138H114ZM148 139H149V137H148ZM158 139H160V138H158ZM165 139V138H164ZM97 140V141H96ZM120 140V139H119ZM122 140V139H121ZM124 141H125V139H123ZM135 140H134V142H132V140H131V143H136V142H138V144L140 143H142V140H141V142H139L138 140L135 142ZM53 141V140H52ZM121 142L122 144L123 143H125V142ZM153 141V140H152ZM155 141V140H154ZM168 141V140H167ZM167 141H166V143H167ZM193 141V140H192ZM61 142V141H60ZM64 142V141H63ZM81 142V143H80ZM92 142V145H90L89 143H91ZM93 142H99L98 144L96 143V144H93ZM172 142V141H171ZM199 142V141H198ZM80 143V144H79ZM114 143H116V145H117V142H114ZM130 143V142H129ZM129 143H125L124 145H125V147L124 148H130L131 149V147H132V145L135 147L136 145H134V144H132V145H130ZM148 143H150V142H148ZM205 143V142H204ZM209 143V142H208ZM49 144V143H48ZM127 144V145H126ZM162 144V143H161ZM173 144V143H172ZM174 144H176L175 142H174ZM114 145V144H113ZM129 145V146H128ZM150 145V144H149ZM153 145V144H152ZM184 145V144H183ZM206 145H207V143H206ZM71 146V145H70ZM77 146V145H76ZM115 146V145H114ZM131 146V147H130ZM138 146V145H137ZM139 146H141V145H139ZM164 146V145H163ZM169 146H170V144H169ZM189 146H190V144H189ZM195 146V145H194ZM57 147V146H56ZM68 147V146H67ZM117 147H119V145H117ZM35 148V147H34ZM51 148V147H50ZM65 148V147H64ZM155 148V147H154ZM45 149V148H44ZM73 149H75V148H73ZM72 149V150H73ZM87 149V150H88ZM120 150H121V148H119ZM133 149V148H132ZM136 149V148H135ZM135 149H134V151H135ZM149 149V148H148ZM161 149V148H160ZM177 149V147L175 148V150ZM180 149V148H179ZM40 150V149H39ZM100 150V151H99ZM102 150H103V152H102ZM118 150V149H117ZM117 150H114L115 151V153H116V151ZM129 150V149H128ZM127 149H126V151H128ZM184 150V149H183ZM205 150H206V148H205ZM48 151V150H47ZM51 151V150H50ZM76 151V150H75ZM111 151H113V150H111ZM126 151L124 150V152L126 153ZM129 151H131L132 152V150H129ZM140 151H142V150H140ZM161 151H162V149H161ZM198 151H199V149H198ZM208 151V150H207ZM215 151H216V149H215ZM67 152V151H66ZM65 152V153H66ZM70 152H71V150H70ZM96 152H98V153H96ZM120 153V152H119ZM119 153H118V155H119ZM135 153V152H134ZM136 153H138V152H136ZM144 153V152H143ZM149 153V152H148ZM154 153V152H153ZM231 153V152H230ZM244 153V151L242 150L241 151V154H243ZM63 154V153H62ZM68 154V153H67ZM67 154L65 155V156H67ZM86 154V153H85ZM111 154H112V152H111ZM127 154V153H126ZM132 153H130L129 155H131ZM150 154V153H149ZM159 154V153H158ZM91 155V156H92ZM102 155V154H101ZM113 156H116L115 154H112ZM111 155V157H113ZM129 155H128V158H130L129 157ZM138 155V154H137ZM141 152H140V156L139 157H141ZM153 155V154H152ZM156 155H157V153H156ZM197 155H198V153H197ZM205 155V154H204ZM63 156H64V154H63ZM103 156V155H102ZM105 156H106V154H105ZM110 156V155H109ZM160 156V155H159ZM224 156V155H223ZM229 156V155H228ZM62 157V156H61ZM69 157V156H68ZM67 157V158H68ZM87 157V156H86ZM85 157V158H86ZM93 157H91V158H93ZM104 157V156H103ZM110 157V158H111ZM122 157V156H121ZM133 157V156H132ZM145 157H146V155H145ZM148 157H149V155H148ZM226 157V156H225ZM36 158V157H35ZM76 158L78 159V161L76 162L75 160H76ZM84 158V159H85ZM107 157H105V159H106ZM118 158H119V160H120V156H118ZM127 158V157H126ZM126 158H125V161H126ZM156 158V157H155ZM169 158V157H168ZM196 158V157H195ZM51 159V158H50ZM62 159V158H61ZM64 159H66V158H64ZM99 159H98V161H99ZM104 159V158H103ZM109 159V158H108ZM133 159L134 158H131L130 160H132L133 161ZM143 159H144V157H143ZM149 159V158H148ZM176 159H177V157H176ZM226 159V158H225ZM88 160V159H87ZM118 160V159H117ZM118 160V161H119ZM122 160H124V158L122 159ZM129 160V159H128ZM129 160V161H130ZM154 160V159H153ZM228 160L230 161L231 160V162H230V164L232 163V159H229V157H228ZM66 161V160H65ZM121 161V160H120ZM131 161V162H132ZM137 161V160H136ZM142 161V160H141ZM148 161V160H147ZM169 161V160H168ZM20 162H21V160H20ZM53 162V161H52ZM71 162V161H70ZM76 162V163H75ZM100 162H102V161H100ZM116 162V161H115ZM128 162V161H127ZM144 162H145V159H144ZM154 162V161H153ZM183 162H184V160H183ZM187 162V161H186ZM198 162V161H197ZM240 162V160L237 162H235L236 164L237 163H239ZM19 163V162H18ZM60 163H62V162H60ZM63 163H64V161H63ZM72 163V162H71ZM91 163V162H90ZM89 163V164H90ZM111 163L112 162H110V160H108L106 163L104 162L103 164L104 165H106V166H110L111 165ZM114 163V162H113ZM119 163V162H118ZM133 163H134V161H133ZM163 163V162H162ZM202 163V162H201ZM42 164V163H41ZM49 164V163H48ZM103 164H101V163H99V165H101V169L100 170H102L103 168H102V165ZM117 164V163H116ZM127 164V163H126ZM223 164V163H222ZM28 165V164H27ZM47 165V164H46ZM65 165H66V162H65ZM97 165H98V163H97ZM98 165V166H99ZM123 165V164H122ZM134 165V164H133ZM132 165V163H131V166H133ZM136 165V164H135ZM160 165V164H159ZM172 165V164H171ZM232 165H234L233 163H232ZM60 166H61V164H60ZM70 166V165H69ZM72 166L70 167V168H72ZM75 166H77V165H75ZM96 166V165H95ZM116 166V165H115ZM120 166V165H119ZM131 169H132V167L130 166V165H128ZM127 166V167H128ZM148 166V165H147ZM223 166V165H222ZM239 166V165H238ZM237 166V167H238ZM25 167V166H24ZM49 167V166H48ZM59 167V166H58ZM62 167V166H61ZM128 167V168H129ZM134 167V166H133ZM138 167V166H137ZM137 167H134V168H137ZM141 167H143V165L141 166ZM151 167V166H150ZM153 167V166H152ZM164 167H165V165H164ZM163 167V168H164ZM188 167V166H187ZM199 167V166H198ZM213 167H214V165H213ZM220 167V166H219ZM234 167H236V165L234 166ZM47 168V167H46ZM60 168V167H59ZM75 168H77V167H75ZM106 168V167H105ZM109 168V167H108ZM116 168V167H115ZM115 168H113V166H112V169H115ZM130 168H129V170L128 169H126V172H128V171H130ZM159 168V167H158ZM167 168V167H166ZM228 168V167H227ZM239 168V167H238ZM38 169V168H37ZM61 169V171H63V169L62 168H60ZM154 169V168H153ZM233 169V168H232ZM42 170V169H41ZM55 170V169H54ZM53 170V171H54ZM116 170H118L117 168H116ZM119 170H122V174L123 175H125V174H128V173H125V169L123 168V169H119ZM118 170V171H119ZM137 170V169H136ZM140 170H141V168H140ZM159 170V169H158ZM160 170H161V168H160ZM200 170V169H199ZM204 170V169H203ZM228 170V169H227ZM235 170V169H234ZM68 171V170H67ZM107 171V170H106ZM108 171H109V169H108ZM124 171V172H123ZM134 170H132V172H133ZM166 171V170H165ZM184 171V170H183ZM188 171H189V169H188ZM198 171V170H197ZM196 171V172H197ZM214 171V170H213ZM33 172V171H32ZM36 172H37V170H36ZM69 172V171H68ZM98 172H99V170H98ZM102 173H103V171H101ZM110 172V171H109ZM108 172V173H109ZM113 172V171H112ZM112 172H110V174L112 173ZM131 171H130V173H132ZM178 172V171H177ZM200 172V171H199ZM234 172V171H233ZM239 172H241V171H239ZM39 173V172H38ZM58 173V172H57ZM67 173V172H66ZM76 173V172H75ZM81 173L82 174H85V176L83 177L82 175H81ZM97 173V172H96ZM95 172H94V175L96 174ZM102 173H100V176L102 177ZM114 173H115V171H114ZM120 172H118V174H119ZM154 173V172H153ZM160 173V172H159ZM171 173V172H170ZM180 173H181V171H180ZM211 173H213V172H211ZM224 173H225V170H224ZM254 173V175H256L255 174V172H252V174ZM24 174V173H23ZM52 174V173H51ZM104 174H105V170H104ZM113 174V173H112ZM118 174H116L115 173V175H116V177L118 178V180L117 181H119V177H118ZM163 174V173H162ZM179 174V173H178ZM226 174H227V171H226ZM40 175V174H39ZM59 175H61V174H59ZM76 175V176H77ZM105 175H109V174H105ZM132 175V174H131ZM194 175V174H193ZM228 175V174H227ZM52 176V175H51ZM73 176H74V174H73ZM82 176V177H81ZM96 176V175H95ZM114 176V175H113ZM134 176H136L135 174H134ZM149 176V175H148ZM160 176V175H159ZM187 176V175H186ZM199 176V175H198ZM205 176V175H204ZM61 177V176H60ZM63 177H64V175H63ZM67 177H68V175H67ZM131 177V176H130ZM129 177V178H130ZM132 177H133V175H132ZM210 177V176H208V175H206V181L205 182H202V183H200L199 181H202L201 180V177H200V180L198 181V183H200V184H198L197 186H195V184L193 183V186H195V187H192V189H190V188H188L189 189V192H193V194H192V197H193V195H194V193L196 194V193H201V192H203L202 190L203 189H205V184L207 183L208 184V182H210L209 180H207L208 178ZM224 177V176H223ZM229 178H230V176H228ZM240 177V176H239ZM244 177V176H243ZM243 177H242V179H243ZM137 178V177H136ZM171 178V177H170ZM193 176H192V181H193ZM202 178H203V176H202ZM211 178V177H210ZM53 179V178H52ZM55 179V178H54ZM57 179H60L59 177L57 178ZM56 179V180H57ZM106 179H107V177H106ZM125 179H126V177H125ZM141 179V178H140ZM203 179H205V177L203 178ZM231 179V178H230ZM78 180V181H77ZM113 180H115V179H112V181ZM123 180V179H122ZM132 180H133V178H132ZM147 180V179H146ZM169 179L167 178V181H168ZM197 180V179H196ZM226 180V179H225ZM241 180V179H240ZM48 181H50V180H48ZM62 181V180H61ZM102 181V182H101ZM130 181V180H129ZM227 181H228V179H227ZM63 182V181H62ZM124 182V181H123ZM159 182V181H158ZM190 182V181H189ZM216 182V181H215ZM215 182H213V183H215ZM228 182H230V181H228ZM233 182H234V180H233ZM64 183H65V181H64ZM77 183H78V186H77ZM117 183V185H119V187H120V181H119V184H118V182H116ZM188 183V182H187ZM212 183V182H211ZM238 183H239V179H238ZM237 183V184H238ZM52 184V183H51ZM51 184H50V186H51ZM124 183H122V185H123ZM137 184V183H136ZM148 184V183H147ZM179 184H180V182H179ZM181 184H182V182H181ZM185 184V183H184ZM192 184V183H191ZM230 184V183H229ZM259 184V178H255L254 179V181H253V183L251 184V185H249V183L244 187V188H242L243 187V185L241 184H239V189L238 188H236V190H238L239 191V193H237V194H239V196H241L242 197V199H240V197L238 196V199L236 198V200H239V202H241V207H242V204H243V206H244V208H248L249 210L250 209H252L253 208V205H254V203H256L257 205H258V207L257 208H262V210H264L263 209V207H264V189H261L259 186L260 185H258ZM31 185V184H30ZM47 185H48V182H47ZM97 185H100L101 186V189H100V191L98 192V188H97ZM117 185H116V187H117ZM121 185V186H122ZM131 185V184H130ZM176 185V184H175ZM183 185V184H182ZM214 185V184H213ZM227 185H228V183H227ZM231 185H232V182H231ZM34 186V185H33ZM49 186V185H48ZM50 186H49V188H50ZM54 186V185H53ZM64 186V185H63ZM149 186V185H148ZM159 186V185H158ZM164 186V185H163ZM185 186V185H184ZM226 186V185H225ZM252 186V187H251ZM36 187V186H35ZM52 187V186H51ZM130 187V186H129ZM128 187V188H129ZM178 187V186H177ZM187 187H189V185H187ZM208 187H210V186H208ZM207 187V189H209ZM230 187V186H229ZM229 187H225V190H226V188L228 189V191H229ZM31 188V187H30ZM46 188V187H45ZM123 188H124V186H123ZM133 188V187H132ZM163 188V187H162ZM179 188H180V185H179ZM36 189V188H35ZM47 189V188H46ZM45 189V190H46ZM55 189V188H54ZM76 189V190H75ZM78 189V190H77ZM116 189V188H115ZM135 189V188H134ZM145 189V188H144ZM172 189V188H171ZM187 189V188H186ZM211 189H213L212 188V186H211ZM211 189H209L210 191H211ZM251 189V190H250ZM7 190V189H6ZM126 190H128V189H126ZM184 190V189H183ZM182 190V191H183ZM190 190H192V191H190ZM49 191V190H48ZM76 191H78L77 193H76ZM125 191V192H124ZM227 191V190H226ZM255 191V193L253 194V192ZM55 192V191H54ZM57 192H59L58 191V189H57ZM113 192H116L115 194H117V192L119 193H122V195L121 196H119V197H116V196H114V193ZM159 192V191H158ZM180 192H181V188H180ZM186 192V191H185ZM219 192V191H218ZM27 193V192H26ZM64 193H66V192H64ZM138 193V192H137ZM140 193V192H139ZM162 193V192H161ZM179 193V192H178ZM213 193H214V191H213ZM37 194V193H36ZM36 194H35V196H36ZM45 194V193H44ZM48 194V193H47ZM75 194H76V196H75ZM129 194V193H128ZM187 194V193H186ZM223 194V193H222ZM39 195V194H38ZM48 195H50V194H48ZM47 195V196H48ZM66 194H64V196H65ZM174 195V194H173ZM185 195V194H184ZM191 195V194H190ZM201 194H199L198 195V197L200 196ZM205 195V194H204ZM214 195H215V193H214ZM227 195H228V193H227ZM75 196V197H74ZM140 196V195H139ZM236 196V195H235ZM51 197H52V193H51ZM50 196H49V199L51 198ZM57 197V196H56ZM55 197V198H56ZM61 197V196H60ZM59 197V198H60ZM143 197V196H142ZM176 197V196H175ZM187 197V196H186ZM189 197V196H188ZM205 196H203V198H204ZM229 197V202H228V200H227V202H228V204L230 203V199L232 200V198H230V196H228ZM35 198V197H34ZM53 198H54V196H53ZM63 198V197H62ZM125 198V197H124ZM177 198H178V196H177ZM197 198V197H196ZM203 198H202V201H203ZM217 198V197H216ZM48 199V200H49ZM144 199H146V198H144ZM188 199V198H187ZM191 199H194V198H191ZM199 199V198H198ZM207 199V198H206ZM45 200V199H44ZM57 200V199H56ZM150 200H152V199H150ZM160 200V199H159ZM182 200V199H181ZM184 200V199H183ZM223 200V199H222ZM225 200V199H224ZM235 200V201H236ZM21 201H22V199H21ZM29 201V200H28ZM27 201V202H28ZM41 201V200H40ZM73 201H74V203H73ZM177 201V200H176ZM187 201V200H186ZM32 202V201H31ZM68 202V207H69V203ZM174 202V201H173ZM184 202V201H183ZM201 202V201H200ZM200 202H199V204H200ZM119 203H121V202H119ZM123 203H124V199H123ZM135 203V202H134ZM137 203H139V201L137 202ZM136 203V204H137ZM145 203V202H144ZM153 203H155V202H153ZM178 203V202H177ZM214 203V202H213ZM235 203H237V202H235ZM44 204H46V202L44 203ZM51 204V203H50ZM63 204V203H62ZM202 204H203V202H202ZM227 204V205H228ZM41 205H43V204H41ZM57 204H55V206H56ZM122 205L123 204H121L120 206L122 207ZM126 205V204H125ZM180 205V204H179ZM181 205H182V201H181ZM197 205V204H196ZM206 206H207V204H205ZM212 205V204H211ZM224 205V204H223ZM239 205H240V203H239ZM239 205H238V203H237V206H238V210L240 211V208L241 207H239ZM22 206V205H21ZM66 206V207H67ZM77 205H75V207H76ZM81 206V207H80ZM112 206V207H111ZM119 206V207H120ZM149 206H150V203H149ZM149 206H148V204H147V207H148V209H149ZM187 206H188V204H187ZM198 206H201V205H198ZM218 206V205H217ZM222 206V205H221ZM224 206H226V205H224ZM230 206V205H229ZM25 207V206H24ZM57 207H59V205L57 206ZM68 207H67V209H68ZM74 207V206H73ZM108 207H111L112 208V211H111V208H110V212H109V210L107 209ZM118 207V208H119ZM124 207V206H123ZM126 207L127 208H120V211L123 209L124 210V212H123V215H124V213L126 212V210L128 211V206L126 205ZM146 207V208H147ZM154 207V206H153ZM211 207V206H210ZM45 208H46V206H45ZM63 208H65V206L63 207ZM81 208V209H80ZM196 208V207H195ZM201 208L202 207H200V211H201ZM206 208H208V207H206ZM205 208V209H206ZM243 208V207H242ZM76 209V208H75ZM75 209H73V211L75 210ZM130 210H133L132 209V207L131 208H129ZM140 209V208H139ZM173 209V208H172ZM181 209V208H180ZM197 209H199V208H197ZM216 209V208H215ZM226 209H228V208H226ZM64 210H66V208L64 209ZM70 210V209H69ZM72 210V209H71ZM136 210V209H135ZM143 210V209H142ZM153 210V209H152ZM182 210V209H181ZM219 210V209H218ZM225 210V209H224ZM229 210V209H228ZM236 210H237V208H236ZM238 210H237V212H238ZM246 210V209H245ZM249 210H247L248 212H249ZM76 211H77V209H76ZM114 211V212H113ZM137 211V210H136ZM159 211V214L161 213V214H164V216H165V213L163 212V210H158ZM176 211H178L177 209H176ZM188 210H186V212H187ZM197 211H199V210H197ZM197 211H196V214H198L197 213ZM199 211V212H200ZM210 211H212V209L210 210ZM215 211V210H214ZM244 211V210H243ZM256 212H258L257 210H255ZM37 212V211H36ZM43 212V211H42ZM67 212H70L71 213V211H67ZM182 212V211H181ZM195 212V211H194ZM216 212V211H215ZM219 212V211H218ZM233 212V211H232ZM236 212V211H235ZM262 211H261V209L259 210V214L261 213ZM34 213V212H33ZM130 213H131V211H130ZM129 213V214H130ZM145 213V212H144ZM170 213V212H169ZM212 213H213V211H212ZM227 213V212H226ZM240 213V215H238V217H243V216H241V212H239ZM243 213V212H242ZM264 213V212H263ZM26 214H28V213H26ZM30 214V213H29ZM65 214H66V211H65ZM77 214V213H76ZM166 214H167V212H166ZM238 214V213H237ZM237 214H235L236 215V217L234 218V220L236 221V218H238L237 217ZM246 214V213H245ZM35 215H36V213H35ZM34 215V216H35ZM72 215V214H71ZM69 213H68V216H69V218L67 217V215L65 216L66 217V219L68 218V219H70V216H71ZM127 215H128V212H127ZM127 215L125 214L124 216H126V219H127ZM131 215V214H130ZM139 216H140V214H138ZM149 215V214H148ZM185 215V214H184ZM208 215V214H207ZM213 215V214H212ZM247 215H249V213H247ZM13 216V215H12ZM38 216V215H37ZM46 216V215H45ZM62 216V215H61ZM136 215L134 214V217H135ZM151 216V215H150ZM164 216H161V218L163 219V217ZM168 216H169V214H168ZM198 216V215H197ZM210 216H211V214H210ZM228 216V215H227ZM230 216H231V213H230ZM259 216V215H258ZM260 216H261V214H260ZM19 217V216H18ZM29 217V216H28ZM129 217V216H128ZM131 217V216H130ZM133 216L131 217V219H135ZM138 217V216H137ZM136 217V219L135 220H137L138 221V218ZM157 217V216H156ZM160 217V216H159ZM167 217V216H166ZM165 217V218H166ZM181 218H182V216H180ZM263 217H264V215H263ZM46 218V217H45ZM118 218V219H119ZM123 218V217H122ZM150 218V217H149ZM177 218V217H176ZM228 219L229 218H232V217H227ZM248 218V217H247ZM247 218H244V219H246L247 220ZM251 217L249 216V219H250ZM38 219V218H37ZM37 219H36V221H37ZM118 219H117V221H118ZM180 219V218H179ZM190 219V218H189ZM195 219H198V218H194V220ZM242 219V218H241ZM240 219V220H241ZM249 219H248V222H249ZM257 219V218H256ZM12 220V219H11ZM17 220H18V218H17ZM41 220V219H40ZM112 220V221H113ZM116 220V219H115ZM114 220V221H115ZM123 220V219H122ZM121 220V221H122ZM152 220H153V218H152ZM157 220V219H156ZM168 220V219H167ZM177 220V219H176ZM182 220V219H181ZM186 220V219H185ZM206 220V219H205ZM212 220H213V218H212ZM239 220V219H238ZM236 221V222H241V221ZM126 221H129V223H131V221L128 219V220H125V222ZM141 221V220H140ZM161 221V220H160ZM163 221H164V219H163ZM188 220H186V222H187ZM191 221V220H190ZM193 221V220H192ZM195 221H197V220H195ZM235 221L233 222V223H235ZM3 222V221H2ZM15 222H16V220H15ZM21 222H22V219H21ZM30 222V221H29ZM116 222V221H115ZM115 222H114V224H115ZM124 222V221H123ZM124 222V223H125ZM153 222V221H152ZM243 222H245V221H243ZM243 222H242V228H243ZM248 222H247V224H248ZM251 222V221H250ZM262 222V221H261ZM261 222H260V224H261ZM26 223V222H25ZM55 223V222H54ZM58 223H59V220H58ZM65 223H66V221H65ZM111 223H113V222H111ZM122 223V222H121ZM121 223H120V225H121ZM135 224L136 222H132L131 223V225L132 224ZM138 223L140 224V222L138 221ZM146 223V222H145ZM144 223V224H145ZM167 223V222H166ZM171 223V222H170ZM177 223V222H176ZM183 223V222H182ZM191 223V222H190ZM232 223V224H233ZM103 224V223H102ZM116 224H117V222H116ZM119 224V223H118ZM126 224H127V222H126ZM143 224V225H144ZM174 224V223H173ZM184 224V223H183ZM241 224V223H240ZM250 224V223H249ZM249 224L247 225L248 226V228H249ZM259 224V223H258ZM257 224V225H258ZM45 225V224H44ZM65 225V224H64ZM112 225V224H111ZM136 225V224H135ZM142 225V226H143ZM150 225V224H149ZM148 225V226H149ZM176 225V224H175ZM222 225V224H221ZM226 225V224H225ZM229 225V224H228ZM236 225V224H235ZM239 225V224H238ZM237 225V226H238ZM51 226H52V224H51ZM65 226H67V225H65ZM109 226V225H108ZM114 225H112V227H113ZM134 226V225H133ZM133 226H131V227H133ZM139 226V225H138ZM154 226V225H153ZM160 226V225H159ZM189 226H190V224H189ZM192 226V225H191ZM223 226V225H222ZM237 226H236V228H237ZM247 226H246V229H247ZM261 226V225H260ZM263 226H264V224H263ZM38 227H39V225H38ZM115 227V229H113V228H111V230H115V231H117V230H119V229H117V227L116 226H114ZM135 227V226H134ZM133 227V228H134ZM162 227H163V225H162ZM181 227V226H180ZM229 227V226H228ZM233 227H234V224H233ZM255 227V226H254ZM258 227V226H257ZM9 228V227H8ZM28 228V227H27ZM33 228V227H32ZM45 228V227H44ZM101 229H106L107 230V228H105V226L103 225V227H100ZM100 228H99V233H101L100 232ZM126 229V226L124 225V227L122 228L121 227V229L122 230H119V232H116V233H118V236L117 237H110L111 238V241H113V242H115L116 243V241H117V243H118V240H119V238H123V237H121V234H120V237H119V233H123V229ZM128 228V227H127ZM159 228V227H158ZM189 228V227H188ZM191 228V227H190ZM193 228V227H192ZM191 228V229H192ZM201 228V227H200ZM226 228H227V226H226ZM239 228H240V226H239ZM260 228V227H259ZM4 229V228H3ZM13 229V228H12ZM55 229V228H54ZM57 229V228H56ZM96 229V230H97ZM108 229H110V227L108 228ZM129 229V228H128ZM127 229V230H128ZM135 229H137V225H136V228ZM168 229V228H167ZM175 229V228H174ZM182 229H183V226H182ZM181 229V230H182ZM231 229H233V228H231ZM245 229V227L243 228V230ZM252 229V228H251ZM257 229V228H256ZM256 229H254V230H256ZM23 230V229H22ZM43 230V229H42ZM111 230H109V232H111ZM139 230V229H138ZM144 230V229H143ZM188 230H190V229H188ZM198 230V229H197ZM203 230V229H202ZM235 231L237 230V229H234ZM240 229H238V231H239ZM248 230V229H247ZM250 230V229H249ZM249 230H248V232H249ZM254 230H252V232L254 231ZM20 231V230H19ZM57 231V230H56ZM65 231V230H64ZM105 231V230H104ZM169 231H170V229H169ZM178 231H179V229H178ZM182 231H184V230H182ZM181 231V233H179L180 235H179V237H181V235L184 237H186V234H188V232L185 234V235H183L184 233ZM193 231H195L194 230V228H193ZM224 231V230H223ZM228 230H226V232H227ZM238 231H237V233H238ZM251 231V230H250ZM262 232V234L261 235H263L264 236V234H263V230H261ZM35 232V231H34ZM37 232V231H36ZM59 232V231H58ZM63 231L61 230V232H59L60 234L62 233ZM107 231H105V234H107L106 233ZM124 232H127V231H124ZM144 232V231H143ZM176 232V231H175ZM184 232H186V228H185V231ZM191 232H192V230H191ZM225 232V233H226ZM230 232H231V230L228 232L229 233V235H231L230 234ZM247 232V233H248ZM4 233V232H3ZM68 233V232H67ZM95 233H96V231H95ZM94 233V234H95ZM115 233V232H114ZM116 233H115V236H116ZM139 233V232H138ZM183 233V234H182ZM233 233V232H232ZM244 233V232H243ZM256 233V232H255ZM258 233V232H257ZM44 234H45V232H44ZM52 234V233H51ZM73 234V233H72ZM111 235H113V233H110ZM143 234V233H142ZM190 234V233H189ZM245 234V233H244ZM259 234V233H258ZM258 234H256L255 235V238H256V236L258 235ZM32 235H34V234H32ZM48 235V234H47ZM99 235V234H98ZM107 235H109V233L107 234ZM228 235V236H229ZM238 235V234H237ZM240 235V234H239ZM248 235H249V233H248ZM253 235V234H252ZM41 236V235H40ZM94 236V235H93ZM100 237H102L103 235H99ZM106 236V235H105ZM110 236V235H109ZM108 236V237H109ZM124 236H126V235H124ZM143 236V235H142ZM234 237H235V235H233ZM247 236V235H246ZM260 236V235H259ZM263 236H262V238H263ZM4 237V236H3ZM37 237V236H36ZM42 237V236H41ZM47 237V236H46ZM64 237V236H63ZM77 237V238H78ZM92 237V236H91ZM94 237H96V236H94ZM128 236H126V238H127ZM130 237V236H129ZM132 235H131V239H132ZM135 237V236H134ZM134 237H133V239H134ZM144 237V236H143ZM165 237V236H164ZM175 237H177V238H175ZM184 237V238H185ZM227 237V236H226ZM233 237V238H234ZM244 237V236H243ZM243 237H242V239H243ZM248 237V236H247ZM246 237V238H247ZM80 238H79V240H80ZM106 238H107V236H106ZM139 238V237H138ZM174 238L175 239H178V235H177V232H176V236H174ZM188 239L186 240L187 241V243H188V240H189V236L187 237ZM230 238H231V236H230ZM245 238V239H246ZM254 238V239H255ZM11 239V238H10ZM15 239V238H14ZM21 239V238H20ZM66 239V238H65ZM146 239V238H145ZM159 239V238H158ZM181 239V238H180ZM186 239V238H185ZM185 239H184V242H185ZM228 239H229V237H228ZM248 239H251L250 237H248ZM259 239H261V237L259 238ZM4 240H5V238H4ZM30 240V239H29ZM41 240V239H40ZM63 240V239H62ZM69 240V239H68ZM85 240V239H84ZM94 240H96V239H94ZM94 240H92V241H94ZM103 240V239H102ZM101 240V241H102ZM108 240V239H107ZM147 240V239H146ZM192 240V239H191ZM232 240V239H231ZM239 240V239H238ZM262 240V239H261ZM264 240V239H263ZM263 240H262V242H263ZM76 240L74 239V243H76L75 242ZM82 242H80L81 243V245H83L84 243V241L83 240H81ZM99 241V238L97 239V242ZM122 241V240H121ZM128 241H130V238H129V240ZM135 241V240H134ZM138 241V240H137ZM150 241V240H149ZM148 241V242H149ZM167 241V240H166ZM178 241V240H177ZM177 241H175L176 242V246H177V244H178V242ZM181 241V240H180ZM243 241H245L244 239H243ZM249 241V240H248ZM42 242H44L43 241V239H42ZM47 242H48V240H47ZM87 241H85V243H86ZM97 242H95L96 243V247H94V248H91V249H88V252H89V254L87 253V254H85L84 255V251H82V250H80L81 249V246H80V244H79V242H78V240H77V243L79 244V246H80V248L78 249V256H77V254H76V256H77V263L78 264H125V262H123V260H121L122 259V257H121V253L120 252H117L119 249H117V250H115V252H113V251H111L110 250V248L108 249V250H110V251H108L106 248H105V250L107 251L105 254H103L102 252H103V250L101 251V253L100 254H102L101 256L100 255H98L97 256V254H99V247H97ZM107 242H110V239H109V241H106V242H104V246H102L103 248L105 247V245H106V247H107ZM120 242V241H119ZM143 240H142V244H143ZM183 242V243H184ZM241 242H242V240H241ZM259 242H260V240H259ZM12 243V242H11ZM34 243V242H33ZM38 243V242H37ZM66 243V242H65ZM71 243V242H70ZM95 243L93 244V245H95ZM122 243V242H121ZM130 243V242H129ZM186 243V242H185ZM191 243V242H190ZM190 243H189V245H190ZM230 243V242H229ZM244 243V242H243ZM243 243H241V244H243ZM256 243H257V238H256ZM39 244H40V242H39ZM68 244V243H67ZM73 243H71V245H72ZM120 244V243H119ZM119 244L118 245H115V247L117 246V248L119 247ZM135 244V243H134ZM239 244V243H238ZM248 244V243H247ZM252 244H253V242H252ZM26 245V244H25ZM42 245H43V243H42ZM49 245V244H48ZM52 245V244H51ZM54 245V244H53ZM108 245H109V243H108ZM111 246H112V244H110ZM113 245H114V243H113ZM124 245H126L127 246V242H126V244H124ZM132 245V244H131ZM137 245L138 244H136V247H137ZM179 245V244H178ZM245 245H246V241H245ZM250 246H251V244H249ZM29 246V245H28ZM50 246V245H49ZM63 246V245H62ZM90 246V245H89ZM88 246V247H89ZM128 246H130V244H128ZM135 246V245H134ZM134 246H133V248H134ZM175 246V247H176ZM181 246V245H180ZM184 246V245H183ZM186 246H187V244H186ZM203 246V245H202ZM235 246V245H234ZM239 246V245H238ZM243 246H244V244H243ZM242 246V247H243ZM256 246H257V244H256ZM7 247V246H6ZM64 247H66V244L64 245ZM64 247H63V249H64ZM68 247H70V246H68ZM74 247V246H73ZM85 247V246H84ZM87 247V246H86ZM85 247V248H86ZM110 247V246H109ZM114 247V248H115ZM156 247V246H155ZM174 247V251H173V257H171V258H174L175 260H173L174 261V263H171V264H175V261H176V264H186L187 263V261H189V257L187 258V255L189 254V251L188 250H186L185 251V253H186V258L188 259L187 261H186V258H185V261H184V259L182 260L181 258H179L180 256H179V252H180V250H181V248L178 246L177 248H175ZM199 247V246H198ZM259 247V246H258ZM62 248V247H61ZM75 248V247H74ZM76 248H77V246H76ZM82 248H83V246H82ZM84 248V249H85ZM113 248V247H112ZM139 249H140V247H138ZM150 248V245H149V243H147V244H145V245H143L142 246V248H141V250H139L140 252H141V254L139 255L138 254V257H137V260H139L137 263H139V264H145V262H143V260H144V258H143V254H144V252H146L148 249ZM157 248V247H156ZM156 248H155V250H156ZM203 248V247H202ZM217 248V247H216ZM219 248V247H218ZM238 248V247H237ZM240 248H241V246H240ZM246 248H248L247 246L245 247V249L243 248V250H246ZM31 249V248H30ZM47 249V248H46ZM121 249H123V247H121ZM126 249V248H125ZM166 249V248H165ZM183 249H184V247H183ZM205 249V248H204ZM251 249L253 250V248L251 247ZM5 250V249H4ZM13 250V249H12ZM34 250H36V249H34ZM64 250H66V248L64 249ZM64 250H63V252H64ZM67 250H68V248H67ZM71 250H72V247H71ZM154 250V249H153ZM154 250V251H155ZM185 250V249H184ZM233 250V249H232ZM254 250H256L255 248H254ZM28 251V250H27ZM43 251H44V249H43ZM53 251V250H52ZM97 251H98V253H97ZM137 251V250H136ZM135 251V252H136ZM144 251V252H143ZM182 252H183V250H181ZM236 251V250H235ZM237 251H238V249H237ZM242 251V250H241ZM15 252V251H14ZM34 252V251H33ZM32 252V253H33ZM41 252V251H40ZM113 252V253H112ZM124 252H125V250H124ZM139 252V253H140ZM143 252V253H142ZM149 252V251H148ZM229 252V251H228ZM254 252L255 251H252V252H248V253H242L243 255L241 256V257H237V258H235V260L234 261H232V260H228V259H230L229 257L228 258H219L218 260H214V262L212 263V264H253V263H255L256 261H257V257H254ZM11 253V252H10ZM18 253V252H17ZM21 253V252H20ZM44 253V252H43ZM71 253V252H70ZM76 253V252H75ZM97 253V254H96ZM127 253V252H126ZM138 253V252H137ZM150 253V252H149ZM181 253V252H180ZM215 253V252H214ZM218 253V252H217ZM217 253H216V255H215V258L217 257L218 258V256H217ZM219 253H220V251H219ZM230 253H231V249H230ZM233 253V252H232ZM262 253V252H261ZM74 253H72V255H73ZM151 254H153V253H151ZM210 254V253H209ZM208 254V255H209ZM221 254H223V252H221ZM20 255V254H19ZM37 255H39V254H37ZM63 255V254H62ZM61 255V256H62ZM70 255V254H69ZM71 255V256H72ZM161 255V254H160ZM181 255V254H180ZM223 255H226V254H223ZM222 255V256H223ZM227 255H229V254H227ZM232 255V254H231ZM13 256V255H12ZM43 256V255H42ZM74 256V255H73ZM72 256V257H73ZM123 256H128V255H124L123 254ZM135 256V255H134ZM193 255L191 254V257H192ZM211 255H209L208 257H210ZM71 257V258H72ZM191 257H190V260H191ZM194 257V256H193ZM134 258H136V257H134ZM166 258V257H165ZM184 258V257H183ZM233 258V257H232ZM41 259V258H40ZM125 259V258H124ZM211 259V258H210ZM210 259H209V261H210ZM214 259V258H213ZM261 259V258H260ZM7 260V259H6ZM39 260V259H38ZM126 260H127V258H126ZM136 260V261H137ZM163 260H165V259H163ZM29 261V260H28ZM37 261V260H36ZM43 261V260H42ZM48 261H50L49 260V257H48ZM51 261H53V260H51ZM73 261V260H72ZM75 261V260H74ZM73 261V262H74ZM113 261H117V263H114ZM154 261H156V260H154ZM183 261L184 262H186V263H183ZM191 261H193V260H191ZM61 262V261H60ZM132 262H134L133 261V258H132ZM160 262V261H159ZM163 262V261H162ZM207 262V261H206ZM2 263V262H1ZM45 263V262H44ZM134 263H136V262H134ZM189 264H192L193 262H188ZM210 263V262H209ZM208 263V264H209ZM258 263V262H257ZM47 264H49L48 262H47ZM150 264V263H149ZM155 264H156V262H155ZM167 264V263H166Z\"/></svg>","mask_w":264,"mask_h":264}]
</instances>
